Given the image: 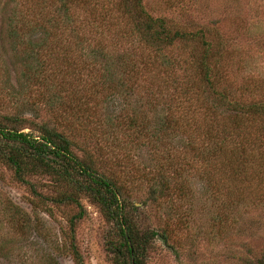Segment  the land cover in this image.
Instances as JSON below:
<instances>
[{
  "label": "rangeland",
  "instance_id": "374dc122",
  "mask_svg": "<svg viewBox=\"0 0 264 264\" xmlns=\"http://www.w3.org/2000/svg\"><path fill=\"white\" fill-rule=\"evenodd\" d=\"M118 1L69 0L72 26L88 43L101 40L115 54L129 51L138 59L143 52L152 53L143 45L136 48L125 31L110 23L120 16ZM188 1L182 12L168 10L165 0H143L153 16H170L187 29L205 28L212 37L223 34L229 39L231 55L220 63L223 78L232 82L234 90L245 84L258 94L264 93V0ZM53 10H34L32 0H0V124L36 138L41 134V124L55 129L69 139L73 154L111 178L121 196L139 206V230L157 232L143 264H241L237 256L245 255L247 248L255 253L264 249L262 170L250 181L234 178L233 186L214 201V185L209 186L184 164L186 168L182 169V160L192 156L186 153L185 138L160 148L168 154L166 162L155 157L156 151L145 143L146 137L127 135L125 125H121L132 113L137 122L152 120L155 111L146 106H157L156 110L164 112V106L154 98L170 95L173 86L158 87L163 72H169L159 64V57L149 64L135 60L137 72L124 77L127 91L121 89L116 95L103 90L89 71L77 84L71 81L70 85L57 83L51 87L26 80L29 73L52 72L48 69V50L53 53L63 48L59 29L54 30V42L61 48L53 46V39H45L41 31ZM52 15L60 18L56 12ZM168 50L177 57L189 47L177 42ZM62 86L67 90L61 91ZM73 87L78 94L70 92ZM48 95L66 100L57 110L46 104ZM78 96L84 97L76 101ZM59 114L69 115L68 122ZM157 171L173 184L166 197L154 200L150 191L156 186L153 181ZM28 179L37 193L16 181L0 159V264H77L73 244L82 264H121V257L108 243L115 224L101 205L79 194L84 215L71 230L69 219L77 213V207L55 200L69 190L54 185L52 175L33 173ZM175 183L183 184L185 191L180 196L172 191ZM163 230L168 235L165 242L160 236Z\"/></svg>",
  "mask_w": 264,
  "mask_h": 264
},
{
  "label": "trees",
  "instance_id": "16d2710c",
  "mask_svg": "<svg viewBox=\"0 0 264 264\" xmlns=\"http://www.w3.org/2000/svg\"><path fill=\"white\" fill-rule=\"evenodd\" d=\"M165 1L168 10L178 9L182 12L189 3L188 0ZM32 2L34 10L54 8L42 23L41 31L45 39H53V46L61 48L62 43L63 48L53 53L48 50L51 65L44 68L52 72L29 73L26 77L28 82L35 80L34 82L39 81L42 85L49 84L51 87L57 83L69 82L70 85L71 81L80 82L83 73L89 71L93 72L94 80L103 90L116 95L121 89L127 91L124 77L130 72H137L135 60H145L149 64L157 56L164 71H169L163 72L160 77L162 82L158 87L164 89L173 86L170 95L164 94L159 99L156 95L154 98L157 104L164 106V112L156 110V105L155 108L146 106L150 111H155L152 120L137 122L132 113L126 117V122L117 125L124 124L127 135H133L136 139L146 137L145 143L156 151L155 157L160 160L168 156L160 148L171 145L176 139L185 138L186 153L192 156L181 163L198 173L199 178L208 182L209 186L214 185L212 187L217 193L214 201L219 199V194L233 186L234 178L250 181L254 173L261 170L264 173V93L258 94L252 86L245 84L239 90H234L232 82L223 78L220 63L226 55H230L229 39L223 34L215 33L212 37L205 28L187 29L178 25L170 16H153L146 9L143 0H119L117 4L121 8L120 16L117 21L110 20V23L115 28H120V31H125V37L131 38L136 48L143 45L153 53L143 52L140 58L135 59V54L129 51L121 50L120 54H115L101 40L94 44L84 40V35L76 32L72 26L69 0ZM91 11L95 14L94 8ZM53 12L60 18L53 16ZM55 29L60 30V43L54 42ZM177 42L185 43L189 50L176 57L166 49L172 50ZM38 67L39 64L36 68ZM178 72L184 74L179 75ZM64 87L62 86L61 91L67 90ZM71 90L79 93L75 87L70 92ZM82 95L85 96L84 93ZM84 96H78L76 101L82 100ZM45 99L47 105L57 110L66 100L51 95ZM65 115L59 117H64L68 122L69 115ZM41 126V134L36 138L31 133L8 129L0 124V159L12 170L16 181L29 185L34 193H37L35 184L28 179V175L33 173L52 175L54 185L58 188L65 186L69 192L55 200L72 203L77 207V213L69 219L71 230L84 215L78 196H88L105 209L115 224L108 243L121 257V264H143L150 242L157 232L139 230L136 223L139 206L123 198L111 178L97 173L91 165L73 154L71 142L66 136L43 124ZM186 166L182 169L185 170ZM161 173L162 171H157L158 176L153 181L156 186L150 191L154 200L166 197L173 184ZM213 180L226 184H218ZM172 189L178 196L185 191L183 184L177 183ZM160 236L162 241L168 240L165 230ZM72 251L77 264H82L74 244ZM237 259L241 264H264V249L255 253L247 248L245 255H239Z\"/></svg>",
  "mask_w": 264,
  "mask_h": 264
}]
</instances>
